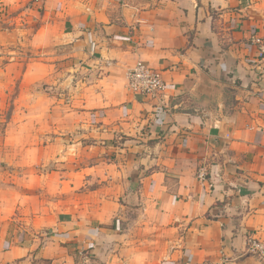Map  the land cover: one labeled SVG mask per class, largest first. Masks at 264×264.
<instances>
[{
	"label": "crops",
	"instance_id": "crops-1",
	"mask_svg": "<svg viewBox=\"0 0 264 264\" xmlns=\"http://www.w3.org/2000/svg\"><path fill=\"white\" fill-rule=\"evenodd\" d=\"M44 3L27 44L18 24L0 26V76H62L42 145L94 160L72 169L48 152L32 170L34 217L0 201V264H264L247 248L264 241V58L251 42L264 0ZM138 60L162 72L161 99L128 89ZM77 190L83 217L57 213L56 192Z\"/></svg>",
	"mask_w": 264,
	"mask_h": 264
},
{
	"label": "rangeland",
	"instance_id": "rangeland-1",
	"mask_svg": "<svg viewBox=\"0 0 264 264\" xmlns=\"http://www.w3.org/2000/svg\"><path fill=\"white\" fill-rule=\"evenodd\" d=\"M45 9L44 0H27L17 8L7 5L0 6V26L6 28L18 24L24 29L20 36H22V41L27 44L32 28L44 24ZM33 10L36 12L33 13ZM59 52L61 53V51H57V56L62 55ZM40 56L43 57L44 54L40 53ZM61 67L63 66L57 65V69ZM0 77H3L0 82V201L16 205L14 217L27 216L31 218L42 212L37 206L38 179L33 176L32 170L43 169L42 163L48 152L56 154L59 158L62 155L63 160L66 157H71L72 169H79V165L83 164L85 159L92 161L94 157H88L79 150L77 145H58L50 150H46L42 145L47 139L48 130L46 95L52 92L56 86L57 91L63 92L61 83L64 78L62 76L56 75L54 80L56 83H52L50 86L41 77L34 82L30 80L23 82L20 78L16 79V76ZM57 99L61 98L57 97ZM8 124L9 127H7ZM46 142L44 143L46 144ZM38 145L43 150L39 153L40 158L33 162L30 160L33 156L32 148ZM34 152L37 153V148ZM92 152L94 151L91 150L90 153L92 154ZM22 157L26 158V161H22ZM33 158L35 157L33 156ZM30 163H34V165H30ZM46 179L47 177H43L41 181ZM55 181L58 182V179L55 178ZM78 193L79 190L76 193L68 194L63 191L56 192V199L58 200L59 197L61 201L59 204H55L54 210L59 214L70 211L78 219L83 217H80V210L74 205V201L78 200ZM66 195L67 202L64 199ZM66 205L68 208L65 207ZM68 214L66 213V215Z\"/></svg>",
	"mask_w": 264,
	"mask_h": 264
},
{
	"label": "built area",
	"instance_id": "built-area-1",
	"mask_svg": "<svg viewBox=\"0 0 264 264\" xmlns=\"http://www.w3.org/2000/svg\"><path fill=\"white\" fill-rule=\"evenodd\" d=\"M251 42L257 48V57L264 58V38L254 35ZM126 78L128 89L134 93L152 100H159L164 94L166 82L162 72L145 61L138 60L131 69L127 70ZM247 248L250 253L264 259L263 240L250 237L247 241ZM202 264L208 263L204 262Z\"/></svg>",
	"mask_w": 264,
	"mask_h": 264
}]
</instances>
